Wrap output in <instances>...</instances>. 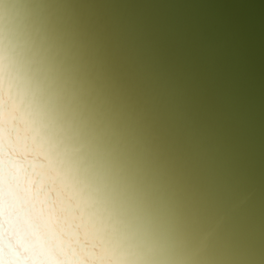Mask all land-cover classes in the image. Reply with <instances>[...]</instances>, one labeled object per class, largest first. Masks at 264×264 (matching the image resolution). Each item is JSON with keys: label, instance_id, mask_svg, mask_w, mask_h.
Here are the masks:
<instances>
[{"label": "bare ground", "instance_id": "6f19581e", "mask_svg": "<svg viewBox=\"0 0 264 264\" xmlns=\"http://www.w3.org/2000/svg\"><path fill=\"white\" fill-rule=\"evenodd\" d=\"M0 58L118 264H264L70 0H0Z\"/></svg>", "mask_w": 264, "mask_h": 264}, {"label": "water", "instance_id": "95a60500", "mask_svg": "<svg viewBox=\"0 0 264 264\" xmlns=\"http://www.w3.org/2000/svg\"><path fill=\"white\" fill-rule=\"evenodd\" d=\"M70 2L264 254V0Z\"/></svg>", "mask_w": 264, "mask_h": 264}, {"label": "clouds", "instance_id": "9594fccd", "mask_svg": "<svg viewBox=\"0 0 264 264\" xmlns=\"http://www.w3.org/2000/svg\"><path fill=\"white\" fill-rule=\"evenodd\" d=\"M69 155L74 150L67 148ZM67 156L39 137L30 117L0 103V264H118L84 209Z\"/></svg>", "mask_w": 264, "mask_h": 264}, {"label": "snow or ice", "instance_id": "6c2138e0", "mask_svg": "<svg viewBox=\"0 0 264 264\" xmlns=\"http://www.w3.org/2000/svg\"><path fill=\"white\" fill-rule=\"evenodd\" d=\"M36 71L40 72L39 67H37ZM5 98L10 104L17 105L24 110L23 101L19 93L17 75L13 72L11 66L5 64L4 58H0V103Z\"/></svg>", "mask_w": 264, "mask_h": 264}]
</instances>
